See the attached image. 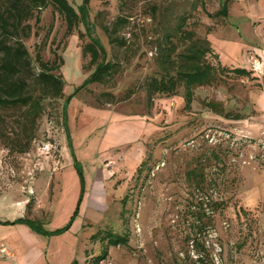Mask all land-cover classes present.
I'll return each mask as SVG.
<instances>
[{"label":"rangeland","instance_id":"obj_1","mask_svg":"<svg viewBox=\"0 0 264 264\" xmlns=\"http://www.w3.org/2000/svg\"><path fill=\"white\" fill-rule=\"evenodd\" d=\"M67 1L77 11L85 2ZM222 1L91 0L114 69L82 90L96 70L84 57V23L66 37L53 6L27 22L33 60L39 52L63 60L65 81L64 96L43 102L34 122L28 107H0V196L30 199L44 253L36 264H94L107 232L129 244L109 247L100 264H264V0H231L228 17H210ZM183 17L185 30L209 39L220 78L196 88L190 107L184 88L179 96L149 91L166 74L163 54L177 59L189 45L177 36ZM209 101L244 118L225 119ZM197 166L204 190L188 179ZM11 209L0 206V219Z\"/></svg>","mask_w":264,"mask_h":264},{"label":"trees","instance_id":"obj_2","mask_svg":"<svg viewBox=\"0 0 264 264\" xmlns=\"http://www.w3.org/2000/svg\"><path fill=\"white\" fill-rule=\"evenodd\" d=\"M231 0L221 2L219 11L209 13L210 17H228ZM90 3L91 0H85L80 11H77L67 0H0V107H28L32 116V121H36L43 112V102L48 98H62L64 96L65 81L60 69L64 63L63 60L45 61L39 52L36 59L32 55L23 41V37L30 35L31 25L27 22L34 16L40 21V11L49 6H53L57 12L67 22L66 37L72 34L75 28L84 23L87 34L91 40L84 47V57H91L90 64L96 66V70L90 77V80L80 88L85 89L90 83L102 82L108 76H111L114 65L107 61V51L101 40L96 36L95 25L90 20ZM188 18H181L177 29V36L187 41L189 45L186 49L178 54L177 59L169 58L170 51L167 50L164 61L169 64L165 68L166 74L161 77L153 78L149 83V91L152 95L179 96L180 89L184 88V99L187 107L192 104L193 92L201 86L211 85L218 82L219 74L217 68L207 59L211 52V45L208 38H195L194 32L185 30ZM114 30L113 33H116ZM172 39V37H170ZM114 42L115 39L112 38ZM162 56V57H163ZM35 62L39 71L35 70ZM173 68V69H172ZM222 71L234 74L238 77H248L251 75L246 68H223ZM28 77L34 78L33 85L29 82ZM69 98L66 99L63 112L67 106ZM206 107L215 114L225 118L241 120L244 118L241 114L232 115L224 108L222 102L209 101ZM65 116V114H64ZM66 124V119H64ZM70 145V141H69ZM214 157L219 158L214 152ZM146 161H143L138 168L142 172ZM199 166L189 171L188 179L196 182L198 190H204L206 180ZM204 215L198 214L200 221H203ZM17 222L27 223L35 231L40 225L36 219H20ZM202 226L207 225L202 222ZM202 226L200 230L202 229ZM96 238V236H94ZM105 238L108 240L101 254L94 259V264H100L108 256L109 247L128 245V235H121L113 232H107ZM199 245V244H197ZM198 259H200L198 257Z\"/></svg>","mask_w":264,"mask_h":264},{"label":"crops","instance_id":"obj_3","mask_svg":"<svg viewBox=\"0 0 264 264\" xmlns=\"http://www.w3.org/2000/svg\"><path fill=\"white\" fill-rule=\"evenodd\" d=\"M10 206V217L0 219V250L7 248L9 256L0 252V264H36L44 256L38 247L39 237L27 223L20 219H38L26 201L18 194L0 196V206ZM40 219V218H39Z\"/></svg>","mask_w":264,"mask_h":264},{"label":"built area","instance_id":"obj_4","mask_svg":"<svg viewBox=\"0 0 264 264\" xmlns=\"http://www.w3.org/2000/svg\"><path fill=\"white\" fill-rule=\"evenodd\" d=\"M29 192H30L31 194L33 193V191H29ZM29 202H30V199H27V200H26V204L29 203ZM0 252H1L3 255H6V256L8 255V256H9V253H8V251H7V248H5V247H2L1 250H0Z\"/></svg>","mask_w":264,"mask_h":264}]
</instances>
